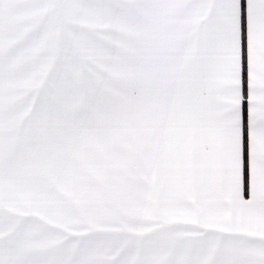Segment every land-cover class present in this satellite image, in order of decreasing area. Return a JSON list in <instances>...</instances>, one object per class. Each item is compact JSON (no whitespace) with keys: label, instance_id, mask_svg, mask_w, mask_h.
<instances>
[{"label":"snow or ice","instance_id":"6c2138e0","mask_svg":"<svg viewBox=\"0 0 264 264\" xmlns=\"http://www.w3.org/2000/svg\"><path fill=\"white\" fill-rule=\"evenodd\" d=\"M0 264H264V0H0Z\"/></svg>","mask_w":264,"mask_h":264}]
</instances>
